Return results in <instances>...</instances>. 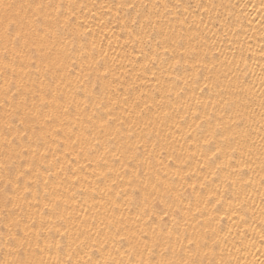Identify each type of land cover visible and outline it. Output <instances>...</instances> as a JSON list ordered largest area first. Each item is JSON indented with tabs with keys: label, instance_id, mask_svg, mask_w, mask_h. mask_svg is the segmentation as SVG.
Returning a JSON list of instances; mask_svg holds the SVG:
<instances>
[{
	"label": "snow or ice",
	"instance_id": "6c2138e0",
	"mask_svg": "<svg viewBox=\"0 0 264 264\" xmlns=\"http://www.w3.org/2000/svg\"><path fill=\"white\" fill-rule=\"evenodd\" d=\"M0 264H264V0H0Z\"/></svg>",
	"mask_w": 264,
	"mask_h": 264
},
{
	"label": "bare ground",
	"instance_id": "6f19581e",
	"mask_svg": "<svg viewBox=\"0 0 264 264\" xmlns=\"http://www.w3.org/2000/svg\"><path fill=\"white\" fill-rule=\"evenodd\" d=\"M123 42V41H121ZM106 43V42H105ZM133 58H135V54H133ZM129 68L132 67V65H127ZM77 67H79V62L77 64ZM164 68H167V65H164ZM257 71H259V69L257 68ZM159 65H157V75H159ZM165 79H170L171 77L168 74H165ZM146 79L151 80V72L148 73ZM133 80V77L129 76L125 78V82H124V88L120 89L122 96L123 94H125V89H127L128 84L131 83ZM89 88L92 87L91 84L88 85ZM143 87V88H148V87H155V85H148V84H144L141 85L139 84V82H136V88L137 91L135 92H131L130 93V102L131 99H134L137 95H139V88ZM197 92H199V89L196 90ZM156 98L159 99L160 96V92H155L154 93ZM191 93H189L190 95ZM173 99H175V96L173 95ZM202 99L207 100L208 96L204 95L202 96ZM149 102L151 103V100H149ZM193 105H195V101H192ZM168 107H171L170 105H168ZM201 111H203V106H201L200 108ZM186 121V122H185ZM215 121H213L214 123ZM170 124L173 125V131L177 133V140H179V143L175 145V147L177 148V154H181V150H180V144H183L184 149L188 150L190 149L191 151L196 153V156L191 160L190 162V166L188 168H185V172L187 173V182L184 184V188L187 189V196L184 200V205L186 206L189 203V200H191V202L194 204L195 200H196V194L193 192L192 188L190 187L191 184H195L196 185V191L197 192H201L203 191L204 195L206 196L208 194V190L207 189H200V182L203 180V173L204 172H208L207 169H204L203 172H201L200 170H198L197 168V160H199L200 163H203V157L201 156V149H207L208 145H204L202 142L199 145V147L197 146L196 140L198 139L197 133L193 132L192 133V140L188 141L186 139H181L182 136L186 137V134L188 132V126L192 125V127H195L193 120H192V112L189 111L187 113V115H185V111L183 108H180L178 112H174L173 113V119L169 121ZM205 129H207V123H205L204 125ZM212 150H215V146H212ZM189 153L188 151H184L182 153L183 156H187ZM210 155V153H207ZM165 159V163H170V161L168 160L167 155H165L164 157ZM210 175V173H209ZM210 187L212 189H215L216 185L215 184H211ZM183 190V189H181ZM77 193L76 199L75 201L72 202L73 206L76 207V209L78 211H82L81 209V205H85V201L87 200V197L89 195H91V193H86L83 189L80 188L79 185H77V188L74 190ZM127 191L129 193V196H134V190L133 188L129 187L127 188ZM113 195H115V193H113ZM91 200H87V204H91ZM224 224H227V220L223 221ZM55 235V234H53ZM43 243V241H42ZM52 255L56 254V249L53 248L52 250ZM100 255L99 252L96 253V258H98Z\"/></svg>",
	"mask_w": 264,
	"mask_h": 264
}]
</instances>
